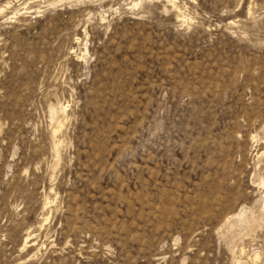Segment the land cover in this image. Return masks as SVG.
<instances>
[{
  "label": "rangeland",
  "instance_id": "obj_1",
  "mask_svg": "<svg viewBox=\"0 0 264 264\" xmlns=\"http://www.w3.org/2000/svg\"><path fill=\"white\" fill-rule=\"evenodd\" d=\"M174 5L0 0V264H264V0Z\"/></svg>",
  "mask_w": 264,
  "mask_h": 264
},
{
  "label": "bare ground",
  "instance_id": "obj_2",
  "mask_svg": "<svg viewBox=\"0 0 264 264\" xmlns=\"http://www.w3.org/2000/svg\"><path fill=\"white\" fill-rule=\"evenodd\" d=\"M167 3H169L171 6H175L174 5V0H167ZM164 8V7H163ZM251 138V137H250ZM262 182H264V181H262ZM262 207H263V209H264V202L262 203ZM244 213H245V210L243 211V209H241V210H239L236 214H235V217L236 218H238V219H240L241 217H243L244 216ZM231 215V214H230ZM233 216V215H232ZM229 218V217H228ZM24 241V240H23ZM29 241H31V240H29ZM25 243H28V241H27V238L25 239ZM25 245V244H24ZM256 257V256H255ZM257 258V257H256Z\"/></svg>",
  "mask_w": 264,
  "mask_h": 264
}]
</instances>
